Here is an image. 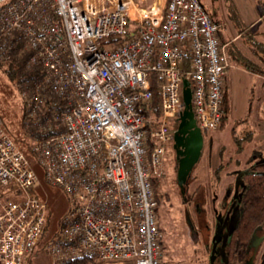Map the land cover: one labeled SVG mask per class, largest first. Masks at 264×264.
<instances>
[{"label": "built area", "instance_id": "built-area-1", "mask_svg": "<svg viewBox=\"0 0 264 264\" xmlns=\"http://www.w3.org/2000/svg\"><path fill=\"white\" fill-rule=\"evenodd\" d=\"M146 1L0 0V50L11 49L9 38L23 40L40 67L38 78L19 84L29 114L45 117L32 150L46 179L76 203L47 244L53 264L82 256L165 264L152 178L165 173L166 144L186 109L182 84L201 130L218 129L225 117L233 62L224 23L202 0ZM152 75L161 80L156 127L145 111ZM36 183L0 116V264H25L44 233L47 204L30 192Z\"/></svg>", "mask_w": 264, "mask_h": 264}, {"label": "rangeland", "instance_id": "rangeland-1", "mask_svg": "<svg viewBox=\"0 0 264 264\" xmlns=\"http://www.w3.org/2000/svg\"><path fill=\"white\" fill-rule=\"evenodd\" d=\"M260 1L264 2V0L229 1L231 7L228 8L234 9L233 11L223 7L226 14L231 16L236 28L241 29L243 33L249 32L254 36L252 40L248 33L244 35L250 42L255 40L256 45L254 44L253 47H256V49L257 46L261 47L259 44L264 43V32L258 33L261 26L264 25V21H257L259 15L263 12ZM205 2L207 3V0ZM142 4L149 6L151 0H147ZM207 7L212 15H218V11L213 5L208 4ZM237 13L239 15H236ZM232 15L239 17L240 21H235V16ZM261 52L264 54V50ZM234 57V64L231 67V81L230 83L227 82L225 88L224 106H227V117L224 119L223 127L219 131L203 132L205 137L203 153L185 185L191 193H194L198 186L201 187L196 197L205 195L206 202L200 204V207H204L205 213L200 212L198 214L195 207L187 202L183 196L177 177V160L174 147L171 142L166 144V154L162 159L165 173L158 179V190L162 200L158 218L164 229L162 247L165 264H210L211 252L209 249H211L212 244V231L219 214L216 212L223 209L220 206V201H224L225 192L232 184L235 176L234 170L237 167L235 150L239 144L236 138H243L241 137L243 132L245 133L251 128L258 133L254 143L259 147V150L260 148L264 149V97L262 94L264 92V82L261 84V80H259L254 83L255 77L248 72H244L241 68V66L248 68L244 65V62H248L249 57H246L248 61L238 55ZM250 66L254 67L255 65L250 63ZM257 68L255 66L252 69L257 71ZM181 93L183 96V84ZM25 107L26 101L21 94L17 80L9 78L0 69V116L3 120V126L7 134L26 153L30 160L31 168L37 176V183L30 189V192L47 204V228L50 233H53L60 230L61 223L72 214L76 203L63 188L46 179L45 169L38 160L37 155L33 150H28L27 146L31 145L32 148L34 143L31 130L38 128V124L36 117H33V119L25 117ZM248 115H251L249 119L251 125L249 127L243 125L244 131H240L242 130L240 127L241 129L235 133L232 123L246 118ZM243 139V147L246 150L240 154L242 158L245 157V152L250 153L248 148L250 144L245 138ZM257 139H262L259 141L262 143L258 144ZM261 152H264V150H261ZM219 164H223L222 167H219ZM216 171L219 172V178ZM8 190L4 191L7 196L24 198L19 192L7 193ZM205 215H207L209 223L204 226L201 221H205ZM207 226H209V229L205 230ZM202 230L205 231L202 232ZM260 250L262 251V249ZM260 250L258 249L254 256V264L258 263L260 259ZM223 256V259L226 260L224 254ZM53 261L54 255L48 247H38L36 252L25 260V264H53ZM98 264L105 263L99 262ZM228 264L231 263L228 262ZM233 264L238 263L234 261Z\"/></svg>", "mask_w": 264, "mask_h": 264}, {"label": "trees", "instance_id": "trees-1", "mask_svg": "<svg viewBox=\"0 0 264 264\" xmlns=\"http://www.w3.org/2000/svg\"><path fill=\"white\" fill-rule=\"evenodd\" d=\"M260 4L262 7V11L264 12V2L260 1ZM233 10L234 9L231 8V11ZM131 26L132 23L130 22L125 37L131 35L132 33ZM125 37L110 38V39L113 41H117V40L120 41L123 40V38ZM8 45L11 46V49L7 50L8 47H5L7 52L5 49L0 50V69H2L3 72L9 78L16 79L18 82V86L26 78H38L40 75V67L35 63H31L29 60L33 51L25 47L23 40L17 41L16 39L9 38ZM1 55H5V59H3ZM244 65L251 69L254 68L253 66H250V63L248 62H244ZM151 81H152L153 96L150 102L147 104L145 111L148 113L150 118L149 127H156L159 125L162 118V98H161V94L157 90V86L159 82H161V80L157 75H152ZM225 88H226V82H225ZM43 108L45 109L46 106H44ZM29 112H30L29 108L26 106L25 117L29 119H33V117H36L37 119L36 121L38 124V128L31 130V136L33 138L42 136V131L40 129L41 126L43 125V121L45 120V117L43 118L41 117V123H40L39 121L41 115L40 111H38L35 116L30 115ZM179 122L180 121H177L174 125L177 126ZM243 138H240L241 141H238L239 151L242 150L243 148V143H244ZM238 139L239 138L237 137L236 140ZM153 145H154L153 143H150V148H152ZM27 147L28 150L32 151L31 145ZM222 165L223 164H219V167H222ZM248 170L249 171L245 173L242 177V184L240 186V191H239L241 194L239 195L237 200L234 201L235 204L238 206V210L240 213H239L238 222L236 223V226L233 229V232L227 244V258L229 260V263L231 264H233L234 261L238 264L246 263L251 256L253 255L255 256V254L258 252V249L259 250L262 249V251L260 250L261 251L260 259L256 264H264V242H262V244L258 249H254V247H252L251 245V239L254 233L264 234V158L258 157L251 160L250 165L248 166ZM216 173L218 176L219 172L217 171ZM159 178L160 176L159 177L154 176L152 178L154 190L156 193V199L158 202L157 205L158 215H159V207L162 202L161 194H159V190H158ZM200 189L201 187L198 186L197 189L194 190V193L193 192L191 193L185 186L183 196L186 198L187 202L194 205L195 203H197V201L200 204L205 203L206 199L204 194L202 196L200 195L196 197ZM201 208L204 211V207L202 206ZM207 218H208L207 215H205L204 217L205 221L204 220L201 221L202 224H204V226L205 224L209 223V220ZM65 220L61 223L60 230L53 233H50V231H48L47 220H46L44 226V233L39 241L38 246L34 250L33 254L36 252L38 247L46 248L48 243L58 239L60 235V231L65 225ZM159 224H160V228L164 230L160 222ZM67 263L98 264L99 262L93 257L82 256L75 259L70 258L67 260Z\"/></svg>", "mask_w": 264, "mask_h": 264}, {"label": "crops", "instance_id": "crops-1", "mask_svg": "<svg viewBox=\"0 0 264 264\" xmlns=\"http://www.w3.org/2000/svg\"><path fill=\"white\" fill-rule=\"evenodd\" d=\"M202 1H203L204 5L206 6L208 11H209V9H208L207 5L208 4L213 5L217 9L218 15L217 16H214L212 14L211 15L215 19L224 23V26L221 29V37H222V42L224 44H226V46H227L229 56L232 59L231 61L233 62L235 60V57H234L235 55H238L239 57H244L246 59V61H248L246 57H249L248 63H251V64L254 63V65L256 67H258L257 68L258 70L255 71V69H251V68L248 69V68L242 67L241 65L240 66H241V68H243L244 72H248V73H250V75L255 77L254 83L261 80V84H262L264 82V54H262L261 51L264 50V43L259 44L261 47L257 46V49H256V47H253L255 44V40L252 42L254 36L252 34H250L249 32L243 33L241 29L236 28V26L233 24V22L231 20L232 19L231 16L226 14V10H224V8L227 9L228 7H231L229 1L232 2V0H207L208 4L205 2L206 0H202ZM228 9L231 11V8H228ZM236 15H239V13H237ZM236 15H232V16H235L234 20L239 22L240 18L237 17ZM257 21H260V22L264 21V12L261 13V15H259ZM260 32H264V25L261 26V30L258 33H260ZM245 33H248V36L252 39L251 42L248 40V38L244 37ZM238 39H239V41H238ZM233 64H234V62H233ZM230 81H231V69H229V71L225 77L226 84H227V82L230 83ZM252 89H253V87L251 88V90ZM262 94L264 97V92ZM225 99H226V91H225L224 101H225ZM251 115H248L246 118L236 120V122L232 123L233 128H234L233 130H235V133H237V130H240L241 128H242V130H240V131L243 132L244 131L243 125H245V127H249V125H251V123L249 122ZM226 117H227V111L225 113L224 119ZM224 119L222 120V123L220 124L219 128L215 131H219L223 127ZM203 136H204V134H203ZM242 136L250 144L248 147L250 153L247 154L245 152V157L242 158V156L240 154L243 153L246 149L243 147L242 150L239 151V148H238L239 146L236 148V150H235L236 155L235 156H237V157L235 160L237 162V167L234 170L235 176L233 178L232 184H230L229 189H227L225 192V195L223 198L224 201H220V206L223 207L224 210H221L219 212L229 211V209H231L233 207V203H235L234 201L237 200V198L241 194L239 192L240 187H239L238 193H236V191H235V184H236L239 172L244 170V169H248V166L250 165L251 160L258 158V157L264 158V152H261V150H264V149L260 148V150H259V147L254 143L256 137L258 136V133H256L255 131H253L250 128L245 133L243 132ZM257 140H258V142H257ZM257 140H256V142L258 144L262 143V142H259L262 139H257ZM237 141H241L240 138ZM204 144H205V137H204ZM203 150H204V145H203V148L201 151V155L203 153ZM193 169H194V167H193ZM226 201H227V203H226ZM105 264H134V262L133 261H126L123 263L120 262V263H105Z\"/></svg>", "mask_w": 264, "mask_h": 264}, {"label": "water", "instance_id": "water-1", "mask_svg": "<svg viewBox=\"0 0 264 264\" xmlns=\"http://www.w3.org/2000/svg\"><path fill=\"white\" fill-rule=\"evenodd\" d=\"M183 97H184V101L186 103V109L183 113V115L181 116V120H180V124L178 126V129L175 133V135H180L182 133H187V131H184L185 126L187 125L188 130L192 128L191 131H189V133L191 134L196 133V138H197V149H196V153L195 156L192 157L190 159L189 162H184V159H182L180 161L179 164V168H178V182L182 188V191L184 193V187L185 184L189 178V175L192 173L193 167L194 165L198 162V160L201 157V151L204 145V136H203V131L197 126L194 115H193V111H192V106H191V98H192V94L189 88L184 89L183 91ZM186 127V128H187ZM185 128V129H186ZM176 147H177V143H176ZM249 170L248 169H244L242 171L239 172L238 177H237V181L235 184V191L236 193H238L239 191V187L242 184V177L245 173H247ZM228 213L226 214V219L228 217H230V221L231 222V226H227V228L229 229V234L231 235L233 232V229L236 226V223L238 222L239 219V210H238V206L235 205V203H233V207L231 209H229V211H227ZM224 220V218H222ZM223 227V224L220 223V228ZM220 230L218 229V232L215 236V239L213 241V246H212V251H211V257H210V264H214L215 263V258H216V251H217V244H218V240H219V235H220ZM263 237L261 238H257L256 237V233L253 234L252 237V244L254 246L257 247L260 245V243L262 242ZM247 264H254V256L251 257Z\"/></svg>", "mask_w": 264, "mask_h": 264}, {"label": "flooded vegetation", "instance_id": "flooded-vegetation-1", "mask_svg": "<svg viewBox=\"0 0 264 264\" xmlns=\"http://www.w3.org/2000/svg\"><path fill=\"white\" fill-rule=\"evenodd\" d=\"M186 127H187V125L185 126V128ZM185 128H184V131H187L186 134L182 133V134L177 135V136L175 135L174 138L171 141V143L173 144V147H174L175 154H176L177 174H178V168H179L180 161L182 159H184V162H186V163L189 162L190 159L195 156L196 149H197V144H198L197 143V138H196V133H193V132L191 134L189 133V131H191L192 128L189 129V130H188L189 127H187L186 129ZM176 143H177V147H176ZM191 174L189 175V177L191 176ZM226 203H227V201H226ZM192 206L195 207V211L198 214H200V212H203V213L205 212L200 207V203L198 201H197V203H195V205L192 204ZM222 210H224V209H222ZM216 213H219V214L217 215L216 222H215V227H214V229L212 231L213 232L212 244H211V249H209V250H210V252L212 251L213 241H214L215 236H216V234L218 232V229H219L220 230V232H219L220 233V235H219L220 238H219L218 244H217L216 258H215V263L214 264H217V263H219V264L220 263L221 264H228L229 260L227 258V244H228V240L231 237V235L229 234V229L227 228V226H231V222H229L230 221V217H228L226 219V214L228 213L226 211L225 212H216ZM222 218H224V220ZM220 223L223 224L222 228H220ZM208 229H209V226H207V228L205 230H208ZM205 230H202V232L205 231ZM256 237L258 239L263 237L262 242H264V234L256 233ZM262 242L260 243V245L262 244ZM251 245H252V247H254V249H256V246H254L252 244V239H251ZM260 245L257 247V249L260 247ZM223 254L225 255L226 260L223 259V257H224ZM253 256H251V257H253Z\"/></svg>", "mask_w": 264, "mask_h": 264}]
</instances>
